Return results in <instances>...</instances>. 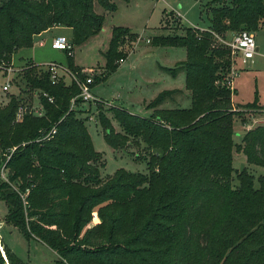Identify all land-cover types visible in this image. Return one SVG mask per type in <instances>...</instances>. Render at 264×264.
Masks as SVG:
<instances>
[{"label":"trees","instance_id":"obj_1","mask_svg":"<svg viewBox=\"0 0 264 264\" xmlns=\"http://www.w3.org/2000/svg\"><path fill=\"white\" fill-rule=\"evenodd\" d=\"M211 4L207 29L185 28L182 36L151 41L185 49L186 60L178 69L185 72L188 108L157 109L177 91L163 92L149 104L150 118L111 108L120 133L98 115L115 150L130 141L144 145L146 174L118 170L113 177H102L104 160L81 117L75 82L52 84L49 74L29 61L17 71L25 90L0 99V167L3 154L18 147L6 165L8 183L0 181L5 222L54 251L56 264H264V175L254 188L253 175L233 167L232 126L240 111L232 104L236 90L230 50L217 42L229 32L259 31L264 0ZM95 5L116 10L112 0H0V73L12 66L20 49L33 47L34 38L53 27L70 29L73 46L98 34L104 18ZM127 37L133 42L136 35L113 29L105 54L109 72L115 61L126 58L119 47ZM66 57L70 73L85 81L83 70ZM96 78L90 87L99 82ZM36 91L53 103L41 96L44 115L26 114L15 122L25 93ZM74 98L76 106L70 110ZM245 107L262 110L256 103ZM53 126L51 139L37 141ZM236 153L243 154L246 164L264 169V125L249 130ZM94 214L98 223L92 224ZM3 251L6 260L0 251V264H27L5 245Z\"/></svg>","mask_w":264,"mask_h":264},{"label":"rangeland","instance_id":"obj_2","mask_svg":"<svg viewBox=\"0 0 264 264\" xmlns=\"http://www.w3.org/2000/svg\"><path fill=\"white\" fill-rule=\"evenodd\" d=\"M213 0H112L116 6L115 12L104 11L95 5V12L104 18L102 30L89 38L80 46H74L73 62L75 67L93 70L87 73V77L96 78L91 88V94L97 102L82 104L85 127L90 136L95 152L104 160V169L101 175L105 179L113 177L118 170H124L129 174L147 173V152L144 145L134 146L131 141L124 148L115 150L109 145L104 136V131L98 122V115L102 113L111 122L113 130L120 133L119 125L113 120L111 108L122 109L131 115L142 118H150L152 109L148 106L153 103L163 92L177 91L179 96H173L174 100H166L157 109H184L190 105L189 92L185 89V72L178 69L186 60V51L183 48L154 46L151 41L154 38L165 36H182L185 28L207 29V7L213 6ZM216 6V5H215ZM178 13V15H176ZM55 28V27H53ZM62 33L68 35L71 41V30L61 27ZM115 28L128 29L129 33L136 35L133 40L129 37L121 44L119 51L126 56L123 63L115 61V69L112 72L106 67L105 54L109 49L112 32ZM52 29V28H51ZM236 32V31H235ZM235 32L226 34L225 39L231 38ZM259 48L257 55L243 65L238 58L233 60L230 55V75H233L232 86L236 95L232 98L234 108H238L240 114L234 118L232 130L233 137V167L240 172L241 165L244 170L254 177V188L259 187L258 179L264 175L262 167L243 163L242 153H236V146L241 144L244 135L259 125H264V23L259 31L251 32ZM56 34V33H54ZM43 46L34 44L31 48L20 49L13 57L14 70L20 69L31 61L39 67H44L50 62H60L67 68L65 52L53 50L50 47L49 37ZM217 37V42L221 44ZM224 39V40H225ZM223 40V39H222ZM38 41L34 39V42ZM169 69H178L174 74ZM11 79V88L8 93L1 95L0 99L7 95L19 94L25 90L23 81L15 73H0V86ZM69 78L66 83H69ZM25 101L37 103V97L31 93H25ZM256 103L262 108L249 109L246 105ZM89 117L93 120L89 121ZM242 121H245L243 123ZM236 172L233 174V186L238 184ZM1 182H7L6 177ZM12 189H15L13 184ZM7 206L0 199V251L4 255L3 245L12 254L27 264H56L59 260L56 253L45 244L36 239H26L22 233L11 224L5 222ZM97 222L94 214L93 222ZM65 262L62 261V264ZM61 264V262H60Z\"/></svg>","mask_w":264,"mask_h":264},{"label":"built area","instance_id":"obj_3","mask_svg":"<svg viewBox=\"0 0 264 264\" xmlns=\"http://www.w3.org/2000/svg\"><path fill=\"white\" fill-rule=\"evenodd\" d=\"M176 15L180 17L178 13H176ZM39 35H37L36 37H39ZM219 41L221 42L222 45H224L230 50L231 58L233 60H237L239 58L243 65H246L249 61H251L257 55V52H258V48L255 42L254 35L247 31H240L238 33L233 34L231 38L229 39H225V40L219 39ZM34 44L43 46L44 41L38 40L37 42H34ZM50 47L53 50L65 52L66 55L69 57H73L74 46L71 44L70 40L65 36L52 37L50 41ZM123 61L124 60H120L119 63H123ZM42 66L44 67H39V69L49 74L52 84H56L59 82H64L65 84H69L71 82H75V84L77 85L79 89V95L77 98L81 99L83 104L89 103V102H92V103L97 102V99L90 92V88H91L90 84H92L93 78L86 77L85 81H81L77 79L75 76H73L68 70V68L64 67L60 63L51 62V63L42 65ZM18 70L19 69L14 70L13 66H10L7 68L6 73L10 75L11 73H15ZM92 72L93 70L91 69L87 70L86 72L83 71V73L85 74L92 73ZM67 78H69V81H68L69 83H66ZM11 83H12L11 79L5 81L0 86V92L8 93L9 89L11 88ZM32 95L37 97V103L30 101L28 103L25 102L19 105L16 110L15 122H19L22 119V117L26 114L33 115L35 117H42L44 115V110L40 102L41 96L46 98L49 103H53V99L48 97L46 93L36 91ZM75 99L76 98L70 101V110L74 109L76 106ZM92 120L93 118L89 117V121H92ZM55 133H56V126H53L48 132L46 133L42 132L41 138L38 139L37 141L49 140L55 135ZM22 146H24V144H22ZM0 148H1V139H0ZM17 148H18L17 146L12 147L3 154L4 162L2 163L0 167V177L1 178L6 177L7 162L9 161L11 155L17 150ZM26 194L21 195V198L23 200Z\"/></svg>","mask_w":264,"mask_h":264},{"label":"crops","instance_id":"obj_4","mask_svg":"<svg viewBox=\"0 0 264 264\" xmlns=\"http://www.w3.org/2000/svg\"><path fill=\"white\" fill-rule=\"evenodd\" d=\"M62 28L61 27H55V28H52V29H50V30H48V31H46V32H44V33H42V34H40L39 35V37H36L35 38V40H43L44 41V44H45V41L47 40L46 39V35H49V34H51L52 36L51 37H49V39H51L52 37H54V36H65V37H67L68 38V35H66V34H63L62 33V31L63 30H61ZM66 30H70V29H68V28H66ZM201 30H205V29H201ZM54 33H56V34H54ZM35 42H37V41H35ZM258 48V47H257ZM258 50H259V48H258ZM13 59H14V57H13ZM13 59H12V64H13ZM51 63V62H50ZM56 63H60V62H56ZM48 64V63H47ZM61 64V63H60ZM37 65V64H36ZM13 66V65H12ZM82 70L84 71V72H86L87 70H89V69H85V68H82ZM232 88H233V86H232ZM179 96V92L175 95V96ZM170 100H174V99H170ZM233 103V102H232ZM234 106V105H233ZM262 112H264V111H262ZM243 163H245L246 164V160H245V157L243 156V158H242V160H241ZM233 162H234V157H233ZM37 242H39V241H37Z\"/></svg>","mask_w":264,"mask_h":264},{"label":"water","instance_id":"obj_5","mask_svg":"<svg viewBox=\"0 0 264 264\" xmlns=\"http://www.w3.org/2000/svg\"><path fill=\"white\" fill-rule=\"evenodd\" d=\"M243 170H244V164L243 165H241V167H240V173H242L243 172ZM4 256V259L6 260V258H5V255H3Z\"/></svg>","mask_w":264,"mask_h":264}]
</instances>
